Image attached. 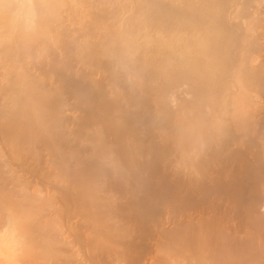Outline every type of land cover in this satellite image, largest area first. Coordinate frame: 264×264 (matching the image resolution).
<instances>
[{
  "label": "rangeland",
  "instance_id": "1",
  "mask_svg": "<svg viewBox=\"0 0 264 264\" xmlns=\"http://www.w3.org/2000/svg\"><path fill=\"white\" fill-rule=\"evenodd\" d=\"M112 1L115 0H111V2ZM125 1L126 0H118L115 3H112L114 4V6H119L120 10V8L124 6L123 4L125 3ZM236 1H239V5L237 7H234L235 11L233 9L231 11H226V9H224L226 5H223V2L225 3L226 0H223L220 4H218L219 8L212 9V11L215 10L214 13L211 12V9L209 8L208 11H210L207 16H211L212 18L209 19L207 17L208 19L204 22L201 21L199 26H195L193 24L195 21H197L193 18H196L197 16L200 17L201 15L193 17L194 14H190L193 17V26H191V22H189L190 26L187 23L189 21L188 18L186 22L187 24L185 23L186 25H184L186 19L182 17L183 22L181 23V25L184 27L180 28L181 32L178 34L181 36L180 40H182L183 37L185 39L182 40L183 42L181 41V43H183V46L179 42L177 43V47H183L180 49L176 47L177 49H170L169 51H167L166 49L169 48H163V46L165 45H162V43L164 42V40H166V38L164 37H166L170 33L169 31L166 32V29H163L162 31V28H160L161 26L155 25V28L152 27L154 28V30L151 28V26H149V31H145L144 29L148 27H145V25H141V27L144 28L142 29L143 31H140L139 27V29L137 30L140 32H137V30L134 31L133 28H135L136 26L138 27V25H135V27H133L134 24H132L133 26H131L133 28H131V26L129 25V36H126L127 43L125 42L123 46L126 47L127 44H129V42L132 40L133 43H130V47L126 48L130 51L128 50V52L125 49L124 50L126 51V53L128 52L127 55H131L132 52H134V54L136 55H132L137 61L132 58V55L127 56L126 53L121 51L122 55L120 54V52L119 56H123L124 60H126L124 61L123 57L120 56L118 57V60L116 59L117 62H110L111 59L109 56H107L106 58L105 51H103L106 49H103V47H106L108 45L110 47V44H113L114 40L124 37L117 35L118 31L116 30V26L120 24V21H122L121 25H126L125 23H123V17H125L124 14L127 13V8H125V13L121 15L122 13L119 14V12H117L118 14H112L116 12V10L113 12V10L111 9H113L114 7L110 9L111 5L104 6V9H107V12L109 11L108 13L105 12V15L108 14V17H105L104 13V17L102 16V14H99V11L101 10H96L95 12H93L95 9H91L92 11L77 9L76 13L74 12L73 14L71 9V12H69V14H71V17H69L65 16V14H68L67 11H65L64 15H61V13L59 12V10H62L60 5L61 2L59 3V6H56L59 9H57L58 11L54 9L55 5L54 7L52 6L53 9L50 6L52 12L54 10L55 12L60 13V15L58 14V17L55 18L57 16V13H55V15L53 12V18H50L52 12L50 11V14L48 12L50 23L51 19L55 20L56 22L62 16L66 18L62 21H67L63 24V26L61 24L63 22L59 23V21L58 28L57 22H53L54 24H56L55 26L53 25V23H51V25L54 26L53 28L57 30L52 29V26L49 25L50 23H46L47 26L49 25L50 27H48L52 30H49L50 33L56 34V36L54 34H52V36H49L52 37V39H55L56 44L54 43V39L52 40L50 38L48 40V36H44L45 40H43L41 36H39L40 38L37 43L41 45H38L39 48L34 47L35 44L37 46V43L34 42L35 44H32V47H34L35 50L31 47V54L29 50H27L28 52L21 54L23 57L20 55L18 61H16L15 63L6 61L7 63H4L5 66L3 64L2 66L0 65V68L2 69H0V112L3 109L2 105L7 103V100L2 98H6V96L8 95L11 96L12 93L19 94L20 96L24 97L22 103L23 109L20 107V110L22 109L21 111H19V109H16L15 111H13V113H10L12 114V118H16L17 120H19V122H23L24 125H28V123L32 122L29 117L37 115L36 117L38 119L44 120V124H46V126L48 127V134H46L47 136L46 138H44L45 135L43 134L44 136H42L41 133L37 130L36 131L38 133H35L38 135H31V133L33 132L32 130H34L29 128L31 124L29 125V127L22 125V127H25V131L20 134L18 133L20 136L17 135L16 139L14 137L15 140H11V138H9L8 135L5 134V132H2V128H4V125L2 124V118L0 115V176H2L4 179H8V181L5 182V185L2 183L1 185L5 186L7 190V196L10 198V202L12 201V205H9L7 209H0V238L3 237L2 239L4 240V242L6 240V244L10 245L13 248V256H15L16 258L14 259V257L12 256V261L14 260L13 264H224L219 263L220 260H226V264H254V262H258L259 264H261L262 262H264V236L263 238H260L262 236L261 232H264V229L262 230V225L259 224L255 226L256 231L253 233L254 239L249 242L246 248L238 249L239 251H237L236 253L226 255V247H224L223 250L217 249L207 252L209 258L206 257L205 253L203 252L204 250L198 247L196 243L197 241H195L196 238L194 237L197 236V231L195 230L196 227L194 226V224L198 222L201 223L203 218L211 216L220 218L226 224V191L224 193L206 192V187L203 185H199L194 188H191V186L189 185L188 189L199 188L202 191L203 198L199 202L191 200L186 201L183 210L184 213L186 212L187 214V219L189 218V215H192L189 219L191 221H186V223L182 225L185 226V228H180L181 191L179 190V188L178 190L175 189V182L177 181L179 174L183 173V171L190 174V172L194 171L195 169L197 172H200L202 167L206 165L205 158L202 156L204 153H216V150H222L223 147L224 151L226 152V141L229 140L231 136L230 133L232 134L238 127L240 128L238 129L242 132L243 129L244 131L246 130L245 134L247 135L244 136L243 139H249V137L252 138V131L254 130L257 131V135L260 133L261 136L256 135L258 142L254 144L252 150L254 152L256 151V153L258 154L260 153L261 157L259 158V162H261V164L264 163V146L261 147V142H264V116H261L264 115V111H262L264 110V0H262L263 2L261 0ZM258 1L259 3L262 2L261 4H259V6L256 4ZM77 2L80 1L76 0V2H73V7H75L74 3L76 4ZM54 4H57L56 1L54 2ZM61 4L63 5V3ZM64 5H67V3H65ZM245 5L250 7L245 8ZM67 6H65V10L68 9L66 8ZM115 9H117V7ZM82 12L87 13L83 14ZM187 12L189 11L187 10L186 13ZM210 12L215 16L217 15V18L214 15H211ZM41 13L36 16V18L38 17L37 20L39 21V16L43 15L42 18L44 16L48 17L46 16L47 14ZM62 13H64L63 10ZM129 14L134 18L135 15L132 11H130ZM73 15L77 16L78 18L82 16L80 17L82 18V20H77L78 18L76 19ZM187 15L185 16L187 17ZM83 16H88L85 21H83ZM204 16L206 18L205 13ZM213 16L215 17L216 22ZM218 16L222 17V20H224L222 21ZM118 19L120 21H118ZM211 19L215 23L212 22ZM42 20V22L45 21L44 18ZM208 20L211 21L208 23ZM93 22L95 28L97 27L98 30L100 29L99 32H97L98 30H95L97 35L96 37L93 33L94 28L93 30H91V27H94V25H92ZM222 23H224V25L226 24L225 27H223L224 25L222 26L223 28L221 27ZM35 24L37 26L36 20ZM84 24H88L91 27L85 26ZM210 24H214L213 28L214 30H216V32L220 30H224V32L226 31V36L222 35L220 31L221 35L225 36L226 39L220 35V38L222 37L224 39H221L222 41L220 42L222 43L218 41L220 39L216 40V42L207 43V45H210L209 50L210 48L212 49V47L217 49L216 51L214 50L215 56L211 54L208 56L209 50H206V48L203 47L205 43L202 44V49L204 48L202 51L205 50L206 52H208V54H206V52H203L204 54L201 52L204 55V58H206L205 61L203 55L198 51L200 53V56L197 54L198 59L199 57H201V60L199 61H202L203 59L202 63L204 62L203 64H205L203 65L197 60V58H194V56L196 55L195 53L194 55L193 53L190 54L187 50L193 49V51L195 52L196 48L201 47V45H198V42L193 41L194 39L197 40L196 38L201 35V32L198 33V29H205L206 26L207 28H211L212 26H210ZM43 27L44 25H42V28ZM66 27L67 31L69 30L68 32L65 30ZM83 27H85V29H83ZM185 27L187 29L189 27V32L185 31L187 30ZM215 27L218 29H215ZM74 29L77 31H75ZM60 30H63V35ZM152 30L153 33L157 31L156 35H152V33H150V31L152 32ZM49 31L47 35L50 34ZM54 31H56L57 33ZM1 32L3 31H1L0 29V33ZM158 32H161L160 36ZM23 33L24 32H20V34ZM65 33L73 34V36L71 35V37L69 36V34ZM81 33L83 35H81L83 40H81L82 38L79 37L81 42H78L80 40L78 37L76 38V36H80ZM58 34L59 36H57ZM103 34L105 40L110 42V44L106 45V41L104 43V39L101 40ZM157 34L159 36L158 39H163L162 43H158L159 41L157 39V41L154 39L155 36L157 37ZM216 34L218 35L219 33ZM85 35H87L86 37L88 38V40ZM99 35L101 36L99 37ZM88 36L93 40H89ZM62 37H65L66 39ZM84 40H87V42L85 41V43ZM185 41L187 42L184 43ZM46 43H49L48 48L47 45H45ZM77 43L78 45H76ZM156 43L158 44V46ZM189 43L192 45L190 46ZM196 43L198 45L197 47L195 46ZM50 44L51 46H49ZM132 44H136L135 50L137 53L134 51V49L131 50V48H134L135 46H133ZM154 44H156V46H154ZM186 44L187 46H190L187 49ZM96 46L98 47L96 48ZM172 46L174 47V45ZM89 47H92V50L89 49ZM154 47H156L160 51L158 52V50ZM206 47L208 48V46ZM162 49L164 50V52ZM36 50L37 53L35 52ZM64 50L66 51V53ZM184 50L186 51V54ZM160 52H163L164 54ZM167 52L168 54H166ZM33 53L34 55H36L35 57H32L34 56ZM98 53H100L101 55H99ZM143 53H145L144 57L148 56L147 58L149 59V61L147 60V58H145L144 60V57H141ZM54 54L56 59L54 58ZM96 54H98L100 57H97L98 55L96 56ZM169 54L170 58H168ZM184 54L185 57H183ZM189 54L191 57L190 60H188L189 58H187L189 56H186ZM116 55L118 56V54ZM117 56L115 57L117 58ZM104 57L106 58V60H103ZM182 58H187L184 60L185 65L183 66H181L184 63V61H182ZM97 59L103 61L100 63H95L99 62L97 61ZM129 59L131 60V63H129L131 64L130 67L128 64V62H130ZM171 59H175L174 62L173 60L171 61ZM146 60L148 62L145 63ZM166 60L171 64L167 63ZM208 61L210 65L206 63ZM106 62H108V64ZM187 62L190 64H194V66H197L199 64L198 66H201V68H199L198 66V68H195L193 66V68L196 69L194 72L189 69L187 71ZM27 64H29L30 67ZM54 64L57 65V68ZM190 64L187 65L189 68H191L192 66ZM206 64L208 65L206 66ZM202 65L204 66V68H207L208 71L205 70L206 73H204V68ZM211 65H213V68L211 67ZM143 66L145 67V69H143ZM148 66L152 67L149 68ZM182 67H185L183 71ZM58 68H61L60 71ZM211 68L213 70H211ZM201 69L203 72L201 71ZM49 72L51 73L49 74ZM208 72L213 74L209 75L210 73ZM161 73H165V75H162ZM176 73H180V76L184 75L185 79L181 78H184V76L180 77ZM14 74H18L19 76L24 75L22 76L24 77V79H20L22 80V82H27V85L23 87L25 91L23 89L20 90L17 84V86H15L16 89L14 87L13 88L20 93H17V91L16 93L13 92V89L11 91L12 86H9V84L14 85V81H16L14 77H17L14 76ZM60 74L64 75V77ZM252 74H254L255 77H253L254 75ZM259 76L260 78L257 79ZM149 77L150 79L152 78L151 80L154 79V81L152 82ZM208 78L210 83H207ZM141 79L143 80L141 81ZM181 79L184 81H182ZM205 79H207V82ZM1 80L3 81L4 85L1 84ZM156 80H159V82L161 81L167 83L160 84ZM34 82H36V85ZM114 82L116 84V87L120 89L115 87ZM147 82L149 83V86ZM156 82L158 83V85ZM199 82L207 89L203 86L200 88L201 85ZM153 83H156V85ZM198 83L200 86L198 85ZM197 85L199 86V91L201 90L200 94L198 93L199 91H197ZM42 86H44V89ZM147 86L149 87V89ZM157 86L158 88L160 87V90L157 88ZM161 87L163 88L161 89ZM31 88H34L33 91L35 92H33ZM107 88L109 89V91ZM153 89H155V91ZM156 89L158 91H156ZM160 91H163L164 93H161ZM28 92H31V94H28ZM32 93H35L36 95L33 96ZM22 94L25 96H23ZM60 94L62 95V97ZM26 97L29 100H27ZM52 97H54V99ZM117 97H119L120 99H118ZM56 99H58V103ZM239 100L241 101L242 107ZM255 100H257V105ZM63 101L65 104H63ZM28 102H31L33 105H31V103L29 104ZM136 102H138L139 104H137ZM244 102L247 103L245 104ZM37 103L40 104L36 106L35 104ZM258 103L260 105H258ZM254 104L258 107L255 108ZM248 106H250L251 110H249ZM3 107L6 108L5 105ZM120 108H122L121 111ZM136 108L137 113L135 112L136 114H133ZM241 108L243 110H241ZM238 109L239 112L237 111ZM52 110L54 113L51 115ZM131 110L134 111L132 112ZM235 110L237 112L234 113ZM27 111L29 113H32L29 114ZM59 111H61V113ZM231 111L234 113V115ZM34 112L38 113L36 114ZM95 112L97 113V115ZM93 113H95V115ZM236 113L238 115H242V117H244L245 115V121L244 118L242 120L244 122L247 121L249 124L243 123L242 121V125V123L240 122L241 116H237ZM248 113H250V115ZM23 114L25 115L22 116ZM161 114L163 116H161ZM27 115L28 119H30L28 121L26 118ZM236 116L238 117V119ZM162 118L164 121L162 120ZM260 118L262 119L260 120ZM19 122L18 125L20 124ZM61 125L63 127H60ZM59 127L60 129L62 128V130H60ZM106 127H108L109 129ZM231 130H233V132ZM17 131L20 132L23 130H21L19 126V130L17 129ZM90 133L91 137L89 135ZM27 136L28 139L30 138L29 142L26 139ZM92 136H94V138ZM31 139H33V141H31ZM59 139L61 140V142ZM47 140L48 143L46 142ZM73 140H76L77 142H74ZM13 141L16 143H13ZM67 141L69 144L67 143ZM59 142V148L61 149L58 148ZM17 143L18 145H21L17 146ZM39 143H42L43 145H40ZM30 144L32 147L30 146ZM71 144L73 146L75 145L74 148L70 146ZM47 147H49L48 149L50 151L46 149ZM53 147L54 151L51 152ZM77 148L80 150H77ZM19 149L22 151L19 152ZM68 149L69 151H67ZM229 149H232V146L229 147ZM62 152H64V155ZM106 153L108 156L105 155ZM126 154L128 157L125 156ZM132 154L134 156H132ZM141 163L143 164L142 166ZM151 164L154 167L156 165L157 168L155 167V169L153 167V170ZM261 164H258V169H260V171L263 170V164ZM148 165L149 167H147ZM137 166L138 168H136ZM114 167L116 169H114ZM196 171L195 174L197 173ZM262 177L263 174L260 178ZM260 178L257 181L258 185L256 183L257 186L254 187L251 192H246L243 195L242 200L238 203L241 206L236 208V210L231 211V213L235 214L236 217L243 214L242 219H244L246 217L244 207L248 205H255L258 213H264V179L262 178L263 180H260ZM10 190L12 194L10 193ZM203 208V212L200 213ZM230 209L231 208H228V210ZM254 215H257V213L254 212ZM169 216L171 217V221H169ZM178 221L180 222L179 225H177ZM5 232L8 234H5ZM224 234L226 235V228L224 230ZM13 245L15 246V248ZM246 261H248V263H244Z\"/></svg>",
  "mask_w": 264,
  "mask_h": 264
},
{
  "label": "bare ground",
  "instance_id": "2",
  "mask_svg": "<svg viewBox=\"0 0 264 264\" xmlns=\"http://www.w3.org/2000/svg\"><path fill=\"white\" fill-rule=\"evenodd\" d=\"M56 1V3L57 4H54V2ZM61 1H63V0H0V29H1V31H3V32H1L0 33V47L3 49H1L0 50V65L2 66V64L5 66V64L4 63H7L6 61H9V62H16V61H18V58L20 57V55L21 54H23V53H27L28 51L27 50H29V52L32 50H30V48L32 47V44H35V43H37V41L39 40V36H41V38L43 39V40H45V38H44V36L46 37V36H52V34H54V33H50V31L49 30H51V28H49L50 26H52L51 25V23H58L59 21V23H61V22H63V23H61L62 24V26H63V24L64 23H66L67 21H62L63 19H66V18H64L63 16V18L61 17L59 20H57L56 22H55V20H53V19H51V23H50V18H53V16H52V14H53V12H54V14L55 13H57V16L55 17V15H54V17L55 18H57L58 17V14L60 15V13H61V15H64L65 14V11H67V13L69 14V12H71V9H72V13L74 14V12L76 13V11H77V9L78 10H85V11H89V10H93V9H95L93 12H95L96 10H101V11H99V14H102V16H103V13H104V15H105V12L106 13H108L106 10L107 9H104V6H109V5H111L112 6V4L113 3H115L116 1H118V0H115V1H112L111 2V0H79L80 2H77L76 4L74 3V5H75V7H73V2H76V0H69V2H68V0H67V2H66V0L65 1H63V2H61ZM72 1V2H71ZM78 1V0H77ZM122 1V0H121ZM223 0H126L125 1V3L121 6L122 8H120V10H119V6H114V4H113V6L111 7L110 6V9L111 8H113V9H111V10H113V12L116 10V12H114V13H112V14H118L117 12H119V14L120 13H122L121 15H123V13H125V11H126V9L125 8H127V13H125L124 14V16L125 17H123V20H124V22L123 23H125L126 25H121L122 23V21H120L119 19H118V21H120L119 23L120 24H118L116 27H117V35H119V36H124V37H121V38H118L117 40H114V43L113 44H110V42H108L107 40H105V38H104V34H103V37H102V39L101 40H103L104 41V43H105V41H106V45H108V44H110V47H109V45L108 46H104L103 47V49H106V50H103V51H105V55H106V58H107V56H109L110 57V59H111V61L110 62H113V61H115V62H117V60H118V57H120L121 55H122V52H124V53H126V51H128L129 49H126V48H129L130 47V43H133L132 42V40L129 42V44H127V46L126 47H124L123 45H124V43L127 41V38H126V36H129V31H130V27H129V25L131 26L132 24H134V26L133 27H135V25H138V27L136 28H133L132 26H131V28H133L134 29V31H136L137 29H139V27H140V31L142 30V29H144V28H142L141 27V25L143 26V25H145V27H148V28H145L144 30L146 31V30H148L149 31V26H151V28L152 27H154L155 28V25H157V26H161L160 28H162V31H163V29H166L167 31L166 32H168L169 31V35H167L166 37H164V38H166V40H164V42L162 43V40H160V39H158V37L160 36V33L161 32H158L159 33V36H158V34H157V37L155 36V40L157 39L159 42L158 43H162V45H165V46H163V48H165L166 49V47L167 48H169V49H166L167 51H169L170 49H180V48H183V47H177V43L179 42L182 46H183V43H181V41L182 40H184L185 38L183 37L182 38V40H180V35L178 34V33H180L181 31H180V28H182V27H184V26H182L181 25V23L183 22L182 21V17H184L186 20H185V22H184V25H186L187 23L189 24V22H191L190 24H191V26H193V24L195 25V26H199L200 25V23H201V21L202 22H204V21H206L208 18L210 19V18H212L211 16H207L208 15V13H209V11H208V9L210 8L211 9V12H213L214 13V11H212V9H215V8H219L218 7V4H220L221 2H222ZM249 1V0H248ZM257 1V0H256ZM255 1V2H256ZM262 1V0H261ZM63 3V5L65 4V3H67V5H70V6H67V5H62L61 3ZM65 2V3H64ZM109 2V3H108ZM112 4H111V3ZM239 1H236V0H226V2L224 3L223 2V5H226V7L224 8V9H226V11H231L232 9L234 10V7H237L238 5H239V3H238ZM251 2V1H250ZM263 2V1H262ZM261 2V3H262ZM59 3H60V5H61V8H62V10H63V12L64 13H62V10H59L56 6L58 5L59 6ZM70 3V4H69ZM72 3V4H71ZM107 3H108V5H107ZM247 3V2H246ZM261 3H259V1L256 3L258 6H259V4H261ZM78 4V5H77ZM117 4V3H116ZM255 4V5H256ZM54 5H55V8L54 9H56V11H58L59 10V12L60 13H58V12H55L54 10H53V12H52V10H51V8L53 9V7H54ZM50 6H51V8H50ZM53 6V7H52ZM65 6H67L66 8H68V9H66L65 10ZM213 6V7H212ZM217 6V7H216ZM64 7V8H63ZM117 7V9H115ZM224 7V6H223ZM249 8L250 6H246L245 5V8ZM49 8H50V10H49ZM60 8V9H61ZM222 8V7H221ZM58 9V10H57ZM104 9V10H103ZM125 9V10H124ZM129 9V10H128ZM252 9V8H251ZM260 9V8H259ZM70 10V11H69ZM91 10V11H92ZM102 10H103V12H102ZM110 10V11H111ZM123 10V11H122ZM189 11V12H187L188 13V15H187V13H186V11ZM195 10V11H194ZM207 10V11H206ZM218 10V9H217ZM242 10V9H241ZM245 10V9H244ZM248 10V9H247ZM250 10V9H249ZM255 10V9H254ZM258 10V9H257ZM257 10H256V12H257ZM50 11L52 12L51 13V16H50V18H49V15H48V12H49V14H50ZM121 11V12H120ZM130 11H132L133 13H134V18L132 17V16H130ZM198 11H200L201 13H203V14H201L200 12H198ZM206 11V12H205ZM235 11V10H234ZM246 11V10H245ZM42 12V13H41ZM195 12V13H194ZM211 12H210V14H211ZM243 12V11H242ZM39 13H41V14H47L46 16H48V17H43L44 18V22H42L43 20V18H42V16H39V18H40V21L39 20H37V18H36V16H38V14ZM83 14H85V13H87V12H82ZM184 13V14H183ZM186 13V14H185ZM194 14L193 15V17H196L197 15H203L201 18L199 17V16H197L196 18H193L192 17V15H190V14ZM198 13H200V14H198ZM204 13H205V15H206V18H205V16H204ZM207 13V14H206ZM236 13V12H235ZM66 15L65 14V16H69V17H71L70 15L71 14H69V15ZM94 14V13H93ZM98 14V13H97ZM209 14V15H210ZM216 14V13H215ZM254 14V13H253ZM77 15V14H76ZM78 15H79V13H78ZM80 15H81V13H80ZM108 14H106L105 15V17H108L107 16ZM185 15H187V17L185 16ZM211 15H214V14H211ZM218 15H219V13H218ZM76 19L78 18L77 16H75V15H73ZM99 16H101V15H99ZM114 16V15H113ZM190 16V17H189ZM215 16V15H214ZM213 16V17H214ZM60 17V16H59ZM74 17H73V19H74ZM80 17H82V16H80ZM78 18L77 20H82V18ZM84 18H83V21H85L86 19H87V17L88 16H83ZM94 17V16H93ZM96 17H97V15H96ZM95 17V18H96ZM104 17V16H103ZM122 17V16H121ZM121 17H119V18H121ZM199 17V18H198ZM208 17V18H207ZM216 18H217V15L215 16ZM215 17H214V20H215ZM219 17V16H218ZM229 17V16H228ZM187 18L189 19V21L187 22ZM195 19V20H197V21H195L193 24H192V20L193 19ZM219 18H221V20H222V17H219ZM94 19V18H93ZM106 19V18H105ZM232 19V18H231ZM34 20V21H33ZM35 20H36V22H37V26H36V24H35ZM42 20V21H41ZM53 20V21H52ZM212 20V19H211ZM210 20V21H211ZM224 20V19H223ZM222 20V21H223ZM39 21V22H38ZM209 20H208V23L210 22ZM218 21H219V19H218ZM218 21H217V23H218ZM251 21H252V19H251ZM92 22V21H91ZM91 22H89V23H91ZM187 22V23H186ZM212 22H214L213 20H212ZM215 22H216V20H215ZM214 22V23H215ZM49 24L48 26H47V24ZM53 23V25L55 26L56 24H54ZM59 23L57 24V28H58V26H59ZM78 23H79V21H78ZM81 23V22H80ZM88 23V24H89ZM130 23V24H129ZM136 23V24H135ZM186 23V24H185ZM196 23V24H195ZM225 23V22H224ZM224 23H222L221 24V27L224 25ZM232 23V22H231ZM253 23V22H252ZM39 24V25H38ZM60 24V25H61ZM82 24H83V22H82ZM81 24V25H82ZM86 24V23H85ZM84 24V25H85ZM85 25V26H89V25ZM114 24V23H113ZM190 24H189V26H190ZM229 24V23H228ZM240 24V23H239ZM42 25H44V27L42 28ZM80 25V26H81ZM91 25V24H90ZM92 25H94V22H93V24ZM226 25V24H225ZM225 25L223 26V27H225ZM41 26V27H40ZM47 26V27H46ZM54 26H52V29H54L53 27ZM79 26V27H80ZM83 26V25H82ZM126 28H125V27ZM210 26H212L211 28L214 30V28H213V26H214V24L213 25H211L210 24ZM218 26H219V24H218ZM89 27H91V26H89ZM89 27H87V28H89ZM222 27V28H223ZM256 27V26H255ZM45 28V29H44ZM47 28V29H46ZM92 29L91 30H93V28H94V36L96 37L97 35H96V31L98 30L97 29V27L95 28V25H94V27H91ZM99 28V27H98ZM154 28H152L153 30H154ZM186 28V27H185ZM197 28V27H196ZM210 27L209 28H207V26L205 27V29H198V33L199 32H201L200 34L201 35H199L196 39L197 40H195L194 39V41L193 42H198V45H201V47H199V48H196L198 45H197V43H196V47H194V48H196V50H195V52L193 51V49H191V50H187V51H189L188 53H190V54H192L193 53V55H194V53L196 54L195 56H194V58H197V60L199 61V60H201L200 58L201 57H199V59H198V55L200 56V53L202 52H206L205 50L204 51H202L204 48H206V50H209V47H210V45H207V43H211V42H216V40H218V39H220V40H218L219 42L220 41H222V40H224L223 38H225V36H226V34H225V32H224V30H220L221 31V33H222V35H225V36H222L221 35V33H220V31H218V32H216V30H212ZM220 28V27H219ZM226 28H227V26H226ZM61 29V28H60ZM68 29H70V28H68ZM82 29V28H81ZM83 29H85V27H83ZM157 29H159V28H157ZM157 29H155V30H157ZM187 29V28H186ZM188 29H189V27H188ZM185 30V31H188L189 32V30ZM215 29H218V28H216L215 27ZM235 29V28H234ZM253 29V28H252ZM255 29H257V28H255ZM260 29V28H259ZM54 30H57V29H54ZM66 31H67V27H66V29H65ZM75 30V29H74ZM86 30H89V29H86ZM96 30V31H95ZM100 30V29H99ZM99 30L97 31V32H99ZM103 30V29H102ZM102 30H101V32H102ZM153 30H152V32L150 31V33H152V35H156V33H157V31L155 32V33H153ZM202 30V31H201ZM230 30V29H229ZM232 30V29H231ZM48 31H49V35H47L48 34ZM52 31V30H51ZM61 31V30H60ZM65 31V32H66ZM69 31V30H68ZM67 31V32H68ZM75 31H77V30H75ZM133 31V30H132ZM140 31H138L137 30V32H140ZM143 31V30H142ZM144 31V32H145ZM184 31V32H185ZM235 31V30H234ZM257 31V30H256ZM20 32L22 33V32H24L23 34H20ZM54 32H56V31H54ZM62 32V35H63V30L61 31ZM73 32V31H72ZM190 32H191V28H190ZM197 32V31H196ZM214 32H216V33H219L218 35L216 34V33H214ZM57 33V32H56ZM70 33H71V31H70ZM74 33V32H73ZM164 33V32H163ZM183 33V32H182ZM186 33V32H185ZM224 33V34H223ZM65 34H69V33H65ZM75 34V33H74ZM98 34V33H97ZM100 34V33H99ZM102 34V33H101ZM143 34H145V33H143ZM167 34V33H166ZM189 34V33H188ZM187 34V35H188ZM191 34V33H190ZM234 34V33H233ZM55 36H56V34H54ZM73 36V34H69V36ZM82 33L80 34V36H76V38L78 37H81L82 38ZM89 35V34H88ZM148 35V34H147ZM147 35H145V36H147ZM163 35V34H162ZM179 35V36H178ZM185 35V34H184ZM220 35L223 37H221L220 38ZM43 36V37H42ZM57 36H59V34L57 35ZM71 36V37H72ZM87 35H85V37H86ZM101 35H99V37H100ZM182 36H183V34H182ZM190 36V35H189ZM192 36V35H191ZM195 36V35H194ZM232 36H234V35H232ZM237 36V35H236ZM255 36V35H254ZM54 37V36H53ZM89 37V36H88ZM93 37V36H92ZM186 37V36H185ZM217 37V38H216ZM219 37V38H218ZM227 37H229V36H227ZM52 39V37H49L48 38V40L49 39ZM56 38V37H55ZM62 38H65V37H62ZM75 38V39H76ZM87 38V37H86ZM161 38V37H160ZM192 38V37H191ZM54 39V38H53ZM52 39V40H53ZM60 39H61V36H60ZM66 39V38H65ZM71 39V38H70ZM90 39H92L91 37H89V40ZM95 39H97V38H95ZM121 39V40H120ZM125 39V40H124ZM188 39V38H187ZM186 39V40H187ZM222 39V40H221ZM226 39V38H225ZM241 39V38H240ZM48 40H46V41H48ZM58 40V39H57ZM63 40V39H62ZM77 40V39H76ZM79 40H80V38H79ZM81 40H83V38L81 39ZM81 40L80 41H78V42H81ZM87 40H88V38H87ZM87 40H84V42L86 41L87 42ZM93 40V39H92ZM156 40V41H157ZM180 40V41H179ZM189 40H192V39H189ZM51 41V40H50ZM64 41V40H63ZM100 41V40H99ZM121 41V42H120ZM124 41V42H123ZM154 41V40H153ZM152 41V42H153ZM188 41V40H187ZM187 41H185L184 43H186ZM217 41V42H218ZM35 42V43H34ZM40 42V41H39ZM45 42V41H44ZM68 42V41H67ZM83 42V41H82ZM85 42V43H86ZM108 42V43H107ZM155 42V41H154ZM183 42V41H182ZM218 42V43H219ZM227 42V41H226ZM230 42V41H229ZM239 42V41H238ZM54 43H55V39H54ZM75 43V42H74ZM100 43V42H99ZM127 43V42H126ZM206 45H205V44ZM220 43H222V42H220ZM49 44V43H48ZM48 44L46 43L45 45H47V48H48ZM52 44V43H51ZM51 44L49 45V46H51ZM56 44V43H55ZM61 44V43H60ZM101 44H103V43H101ZM157 44V43H156ZM156 44H154V46H156ZM179 44V45H180ZM190 44V43H189ZM202 44H204V48L202 49ZM38 45H41V44H38L37 43V46H36V44L34 45V47H38L39 48V46ZM54 45V44H53ZM71 45V44H70ZM76 45H78V43L76 44ZM133 45V44H132ZM135 45V46H134ZM133 46H134V48H131V50H133L134 49V51L136 52V50H135V48H136V44H134ZM172 45H174V47L172 46ZM192 44H190V46H191ZM101 46V45H100ZM103 46V45H102ZM157 46H158V44H157ZM186 46H187V44H186ZM185 46V47H186ZM190 46H187L186 47V49L188 48V47H190ZM206 46H208V48L206 47ZM34 47H32L33 49H34ZM57 47V46H56ZM62 47V46H61ZM98 46H96V48H97ZM108 47V48H107ZM151 47V46H150ZM149 47V48H150ZM171 47H173V48H171ZM177 47V48H176ZM185 47H184V49H185ZM66 48V47H65ZM92 48V47H91ZM90 47H89V49H91ZM95 48V47H94ZM102 48V47H101ZM153 48V47H152ZM154 48H156V47H154ZM159 48V47H158ZM191 48H193V47H191ZM50 49V48H49ZM100 49V48H99ZM126 51H125V50ZM157 49V48H156ZM190 49V48H189ZM199 49V50H198ZM212 49H213V53H214V50L216 51L217 49H215L214 47H212ZM212 49L210 48V50H209V54H208V52H206V54H208V56L211 54V55H213V56H215V53L213 54L212 53ZM224 49V48H223ZM222 49V50H223ZM35 50V49H34ZM38 50V49H37ZM37 50L35 51L36 53H37ZM48 50V49H47ZM60 50H61V48H60ZM66 50V49H65ZM64 50V51H65ZM92 50V49H91ZM158 50V52L160 51L159 49H157ZM163 50V49H162ZM57 51V50H56ZM101 51V50H100ZM102 51V52H103ZM122 51V52H121ZM130 51V50H129ZM128 51V52H129ZM153 51H155V50H153ZM182 51V50H181ZM181 51H179V52H181ZM185 51V50H184ZM191 51V52H190ZM200 53H199V52ZM210 51H211V53H210ZM50 52V51H49ZM48 52V53H49ZM93 52V51H92ZM121 52V53H120ZM127 52V53H128ZM163 52H164V50H163ZM163 52H160V53H163ZM197 52V53H196ZM221 52V51H220ZM53 53H54V50H53ZM65 53H66V51H65ZM115 53V54H114ZM119 53L121 54L120 56H119ZM123 53V54H124ZM127 53H126V55H127ZM131 53V52H130ZM137 53V52H136ZM153 53H155V52H153ZM183 53V52H182ZM201 53V54H202ZM30 54H31V52H30ZM39 54V53H38ZM99 55H101L100 53H98ZM98 54H96V56L98 55ZM116 54H118V56L116 55ZM132 54H134V52H132ZM131 54V55H132ZM145 53H143V55H141V57L143 56H145L144 55ZM164 54V53H163ZM166 54H168V52L166 53ZM171 54V53H170ZM170 54H169V57L168 58H170ZM174 54V53H173ZM180 54V53H179ZM185 54H186V51H185ZM185 54L183 55V57H185ZM190 54L189 55H186V56H189V57H187V58H189L188 60H190ZM198 54V55H197ZM204 54V53H203ZM202 54V55H203ZM205 54V55H206ZM220 54V53H219ZM224 54H225V52H224ZM33 55H34V53H33ZM58 55V54H57ZM97 56V57H100V56ZM104 55V56H105ZM131 55H127V56H131ZM134 55H136V54H134ZM201 55V56H202ZM22 56V55H21ZM24 56H26V55H24ZM36 55H34V56H32V57H35ZM95 56V55H94ZM115 56H117V58L115 57ZM126 56V57H127ZM137 56H138V54H137ZM147 56V55H146ZM152 56V55H151ZM156 56V55H155ZM168 56V55H167ZM208 56H205V57H208ZM226 56V55H225ZM23 57V56H22ZM39 57V56H38ZM52 57H53V55H52ZM121 57H123V56H121ZM140 57V56H139ZM142 57V58H143ZM148 57V56H147ZM147 57H144L143 59L145 60V58H147ZM28 58V57H27ZM26 58V59H27ZM30 58V57H29ZM51 58V57H50ZM54 58L56 59V57H55V54H54ZM106 58L104 57V59L103 60H106ZM128 58H131V57H128ZM132 58L134 59V57H133V55H132ZM153 58V57H152ZM172 58V57H171ZM176 58V57H175ZM187 58H182V61H184L185 59H187ZM193 58V59H194ZM203 58H204V55H203ZM34 59V58H33ZM82 59V58H81ZM117 59V60H116ZM120 59V58H119ZM132 59V60H133ZM140 59V58H139ZM205 59V61H206V58H204ZM15 60V61H14ZM63 60V59H62ZM94 60H96V59H94ZM103 60H99V59H97V61H99V62H95V63H100V62H102ZM109 60V59H108ZM123 60H124V57H123ZM126 60V59H125ZM124 60V61H125ZM130 60V59H129ZM135 60V59H134ZM147 60L149 61V59L147 58ZM145 61V63L146 62H148V61ZM168 60V59H167ZM166 60V61H167ZM173 59H171V61H172ZM175 60V59H174ZM174 60H173V62H174ZM195 60V59H194ZM207 60H209V59H207ZM21 61V60H20ZM24 61V60H23ZM31 61V60H30ZM55 61V60H54ZM58 61V60H57ZM61 61V60H60ZM120 61V60H119ZM122 61V60H121ZM135 61H137V60H135ZM151 61V60H150ZM169 61V60H168ZM167 61V63H170V62H168ZM202 61H203V59H202ZM202 61H199V62H201V64H203L202 63ZM33 62V61H32ZM51 62V61H50ZM59 62V61H58ZM58 62H57V64H58ZM128 62V61H127ZM126 62V63H127ZM164 62H165V60H164ZM178 62H180V61H178ZM189 62V61H188ZM187 62V64H186V69H187V71H188V69L189 70H191V71H195L196 69V67L199 65H197V66H194V64H190V63H188ZM18 63V62H17ZM27 63H28V61H27ZM107 64H108V62H106ZM105 63V64H106ZM126 63H125V65H126ZM129 63H131V60H130V62H128V64ZM134 63H136V62H134ZM139 63V62H138ZM144 63V64H145ZM206 63H208L209 65H210V63H209V61L208 62H206ZM10 64V63H9ZM22 64V63H21ZM26 64V63H25ZM37 64V63H36ZM62 64V63H61ZM110 64V63H109ZM143 64V63H142ZM151 64H153V63H151ZM171 64V63H170ZM188 64H190V65H192L191 66V68H189L187 65ZM208 64H206V66L208 65ZM28 66H29V64H27ZM31 65V64H30ZM51 65H52V63H51ZM55 65V64H54ZM100 65V64H99ZM130 65L131 64H129V67H130ZM141 65V64H140ZM167 65H169V64H167ZM183 65H185V61H184V63L181 65V66H183ZM203 65H205V64H203ZM202 65V66H203ZM4 66H3V68H4ZM9 66V65H8ZM38 66V65H37ZM56 66V68H57V65H55ZM142 66V65H141ZM153 66V65H152ZM151 66V67H152ZM171 66V65H170ZM193 66L195 67V68H193ZM217 66V65H216ZM253 66V65H252ZM30 67V66H29ZM36 67V66H35ZM48 67V66H47ZM49 67H50V65H49ZM54 67V66H53ZM65 67V66H64ZM108 67V66H107ZM127 67V66H126ZM134 67H136V66H134ZM144 67V66H143ZM149 68H151L150 66H148ZM147 67V68H148ZM188 67V68H187ZM199 67V66H198ZM197 67V68H198ZM211 67L213 68V65H211ZM249 67H251V66H249ZM13 68V67H12ZM12 68H10V69H12ZM14 68H15V66H14ZM20 68V67H19ZM33 68V67H32ZM37 68V67H36ZM55 68V67H54ZM99 68V67H98ZM199 68H201V66L199 67ZM203 68H204V66H203ZM202 68V69H203ZM206 68V67H205ZM204 68V73H206L205 72V70H207V68L205 69ZM210 68V67H209ZM211 68V70H213ZM215 68V67H214ZM257 68V67H256ZM1 69V68H0ZM9 69V70H10ZM16 69H17V66H16ZM30 69V68H29ZM38 69V68H37ZM51 69V68H50ZM59 69V68H58ZM61 69V68H60ZM60 69H59V71H60ZM96 69V68H95ZM128 69V68H127ZM129 69H131V68H129ZM143 69H145V67L143 68ZM179 69V68H178ZM177 69V70H178ZM183 69H185V67H182V71H183ZM202 69H201V71H202ZM254 69V68H253ZM2 70V69H1ZM57 70V69H56ZM65 70V69H64ZM99 70V69H98ZM107 70V69H106ZM136 70H138V69H136ZM135 70V71H136ZM147 70V69H146ZM249 70V69H248ZM256 70V69H255ZM15 71V70H14ZM17 71V70H16ZM34 71V70H33ZM47 71H48V68H47ZM51 71V70H50ZM54 71V70H53ZM59 71H58V73H59ZM112 71V70H111ZM131 71V70H130ZM134 71V72H135ZM180 71V70H179ZM178 71V72H179ZM208 71V70H207ZM231 71V70H230ZM250 71H251V69H250ZM1 72V71H0ZM62 72V71H61ZM123 72V71H122ZM122 72H120V73H122ZM138 72V71H137ZM174 72V71H173ZM203 72V71H202ZM217 72H218V70H217ZM249 72V71H248ZM14 73V72H13ZM17 73V72H16ZM51 72H49V74H50ZM57 73V74H58ZM67 73V72H66ZM113 73V72H112ZM126 73V72H125ZM149 73H150V71H149ZM153 73H154V71H153ZM208 73H210V72H208ZM250 73V72H249ZM253 73H254V71H253ZM11 74H12V72H11ZM23 74H25V73H23ZM53 74V73H52ZM109 74V73H108ZM138 74V73H137ZM146 74V73H145ZM158 74V73H157ZM162 75H165V73H161ZM176 74H178V73H176ZM180 74V73H179ZM178 74V75H179ZM182 74V73H181ZM213 74V73H212ZM211 73L209 74V75H212ZM227 74V73H226ZM36 75V74H35ZM55 75H56V73H55ZM61 75V74H60ZM102 75V74H101ZM113 75V74H112ZM152 75H154V74H152ZM155 75H156V71H155ZM159 75V74H158ZM161 75V76H162ZM177 75V76H178ZM209 75H207V76H209ZM248 75V74H247ZM252 75H254V74H252ZM258 75V74H257ZM14 76H17V77H19V78H17V77H14V79H16V81H17V83H16V81H14V79H13V81H14V85L12 84V85H10L9 83V86H12V88H11V91H12V89H13V92H15L16 93V91L17 90H14V88L16 89V87L15 86H19L18 88H20V90L21 89H23V87H25V85H27L25 82H22V80L21 79H24V77H22V76H24V75H22V76H19L18 74L17 75H15L14 74ZM30 76H31V74H30ZM39 76V75H38ZM59 76V75H58ZM61 76H63L64 77V75H61ZM60 76V77H61ZM97 76V75H96ZM95 76V77H96ZM108 76V75H107ZM122 76H123V74H122ZM133 76H134V74H133ZM136 76V75H135ZM143 76H145V75H143ZM148 76V75H147ZM180 76V75H179ZM181 76H184V75H181ZM180 76V77H181ZM70 77V76H69ZM104 77V76H103ZM102 77V78H103ZM141 77V76H140ZM165 77H167V76H165ZM213 77H214V75H213ZM253 77H255V75L253 76ZM257 77V76H256ZM21 78V79H20ZM41 78V77H40ZM66 78V77H65ZM82 78V77H81ZM111 78V77H110ZM137 78V77H136ZM139 78V77H138ZM145 78V77H144ZM143 78V79H144ZM182 79H185V76H184V78L183 77H181ZM260 78V76L257 78V79H259ZM42 79V78H41ZM53 79V78H52ZM124 79V78H123ZM134 79V78H133ZM143 79H141V81L143 80ZM146 79V78H145ZM149 79H150V77H149ZM152 79V78H151ZM150 79V80H151ZM181 79V80H182ZM3 80V79H2ZM1 80V81H2ZM32 80V79H31ZM30 80V81H31ZM63 80V79H62ZM80 80V79H79ZM103 80V79H102ZM136 80V79H135ZM206 80V82H207V79H205ZM204 80V81H205ZM233 80V79H232ZM256 80V79H255ZM3 81H5V80H3ZM3 81H2V83L1 84H3ZM44 81V80H43ZM64 81V80H63ZM70 81V80H69ZM152 82L154 81V79L153 80H151ZM156 81H158L159 82V80H156ZM172 81V80H171ZM182 81H184V80H182ZM181 81V82H182ZM198 81V80H197ZM200 81V80H199ZM211 81H213V80H211ZM6 82V81H5ZM4 82V83H5ZM42 82V81H41ZM51 82V81H50ZM56 82H57V79H56ZM67 82V81H66ZM77 82V81H76ZM75 82V83H76ZM106 82V81H105ZM121 82V81H120ZM126 82H128V81H126ZM134 82V81H133ZM173 82V81H172ZM187 82V81H186ZM230 82V81H229ZM35 83V85H36V82H34ZM53 83V82H52ZM101 83V82H100ZM145 83V82H144ZM148 83V82H147ZM157 83V82H156ZM156 83H153V84H155L156 85ZM160 84H162V83H167V82H159ZM194 83V82H193ZM200 83V82H199ZM199 83H198V85H199ZM207 83H210V81H209V78H208V82ZM7 84V83H6ZM17 84V85H16ZM46 84V83H45ZM50 84V83H49ZM48 84V85H49ZM55 84V83H54ZM114 84H115V82H114ZM133 84V83H132ZM139 84V83H138ZM152 84V83H151ZM197 84V83H196ZM4 85V84H3ZM42 85V84H41ZM97 85V84H96ZM95 85V86H96ZM105 85V84H104ZM110 85V84H109ZM118 85V84H117ZM120 85V84H119ZM124 85H125V83H124ZM147 85V84H146ZM155 85H154V87H155ZM157 85H158V83H157ZM174 85V84H173ZM189 85V84H188ZM197 85V86H198ZM200 85H201V83H200ZM199 85V86H200ZM2 86V85H1ZM85 86V85H84ZM100 86V85H99ZM112 86V85H111ZM122 86V85H121ZM136 86V85H135ZM148 86H149V83H148ZM147 86V87H148ZM152 86V85H151ZM162 86V85H161ZM167 86V85H166ZM175 86V85H174ZM199 86H198V90L197 91H199ZM203 85H201L200 86V88L202 87ZM3 87V86H2ZM1 87V88H2ZM14 87V88H13ZM33 87V86H32ZM40 87V86H39ZM43 87V89H44V86H42ZM46 87V86H45ZM51 87V86H50ZM55 87V86H54ZM90 87V86H89ZM115 87H116V84H115ZM127 87V86H126ZM153 87V88H154ZM192 87V86H191ZM203 87H205V86H203ZM208 87H209V84H208ZM10 88V87H9ZM35 88V87H34ZM34 88H31V90L33 91L34 90ZM81 88V87H80ZM116 88H118V87H116ZM152 88V87H151ZM157 88H158V86H157ZM163 87H161V89H162ZM166 88V87H165ZM206 88V87H205ZM46 89V88H45ZM52 89H53V87H52ZM56 89H58V88H56ZM103 89V88H102ZM108 89V88H107ZM118 89H120V88H118ZM124 89V88H123ZM130 89V88H129ZM138 89V88H137ZM146 89V88H145ZM148 89H149V87H148ZM159 90H160V87L158 88ZM207 89V88H206ZM209 89V88H208ZM19 90V89H18ZM24 90V89H23ZM26 90H28V89H26ZM42 90V89H41ZM55 90V89H54ZM65 90V89H64ZM83 90V89H82ZM93 90V89H92ZM100 90V89H99ZM115 90V89H114ZM125 90H126V88H125ZM143 90H144V88H143ZM143 90H141V91H143ZM152 90V89H151ZM154 91H155V89H153ZM190 90V89H189ZM10 91V92H11ZM25 91V90H24ZM23 91V92H24ZM88 91V90H87ZM107 91V90H106ZM108 91H109V89H108ZM127 91H128V89H127ZM138 91V90H137ZM141 91H139V92H141ZM147 91H149V90H147ZM156 91H158L157 89H156ZM163 91H165V90H163ZM162 91V92H163ZM201 91V90H200ZM198 92L199 94L201 93V92ZM206 91H208V90H206ZM205 91V92H206ZM238 91H240V90H238ZM19 91H17V93H18ZM33 92H35V91H33ZM56 92V91H55ZM58 92V91H57ZM65 92V91H64ZM63 92V93H64ZM135 92V91H134ZM152 92V91H151ZM161 92V91H160ZM161 92V93H162ZM203 92V91H202ZM12 93V92H11ZM11 93H9V94H11ZM20 93V92H19ZM26 93H27V91H26ZM26 93H25V95H26ZM31 94V92H28V94ZM39 93H40V91H39ZM51 93V92H50ZM69 93H71V92H69ZM145 93H147V92H145ZM153 93V92H152ZM156 93H158V92H156ZM160 93V94H161ZM164 93V92H163ZM204 93V92H203ZM240 93V92H239ZM13 94V93H12ZM11 94V96H9L8 94V96H6V98L4 97V98H2V99H6L7 100V103H5L4 105L6 106V108H4L3 106L4 105H2V110H1V112H0V115H1V120H2V124L4 125H2L4 128H2V132H5V134H7L8 135V137L9 138H11V140L12 139H14V137H15V139H16V137H17V135L18 136H20L19 134L20 133H23L25 130V127L24 126H28L29 127V125L31 124L32 125V127H31V125H30V127L29 128H31V129H34V130H32L33 132L31 133V135L33 134V135H35L36 133L35 132H40L41 133V135L42 136H44V138H46V134H48V127L46 126V124H44V120H42V119H38L36 116L37 115H34L33 117L31 116V117H29L30 119H31V123H28V125H24L23 124V122H19V120H17L16 118H12V114H10V113H13V111H15L16 109H19V111H21L23 108H22V103H23V98L24 97H22V96H20L19 94H13L12 95ZM33 94V93H32ZM47 94V93H46ZM142 94V93H141ZM226 94H228V93H226ZM238 94V93H237ZM236 94V95H237ZM2 95V94H1ZM23 95V94H22ZM25 95H23V96H25ZM36 94L34 93L33 94V96H35ZM61 95V94H60ZM140 95V94H139ZM246 95V94H245ZM32 96V95H31ZM137 96V95H136ZM144 96V95H143ZM147 96V95H146ZM161 96V95H160ZM205 96H206V94H205ZM234 96V95H233ZM242 96V95H241ZM55 97V96H54ZM54 97H52L53 99H54ZM61 97H62V95H61ZM128 97V96H127ZM138 97V96H137ZM153 97V96H152ZM229 97V96H228ZM237 97V96H236ZM239 97V96H238ZM246 97V96H245ZM257 97V96H256ZM27 98V97H26ZM30 98V97H29ZM33 98V97H32ZM118 99H120L119 97H117ZM139 98V97H138ZM233 98H235V97H233ZM115 99V98H114ZM147 99V98H146ZM177 99V98H176ZM244 99V98H243ZM27 100H29L28 98H27ZM32 100V99H31ZM65 100V99H64ZM125 100V99H124ZM236 100V99H235ZM258 100V99H257ZM257 100H255V102L257 101ZM25 101H26V99H25ZM38 101V100H37ZM40 101V100H39ZM56 101H57V103H58V99H56ZM130 101V100H129ZM156 101V100H155ZM188 101V100H187ZM238 101V100H237ZM237 101H236V103H237ZM244 101V100H243ZM3 102H4V100H3ZM32 102V101H31ZM30 102V103H31ZM36 102V101H35ZM35 102H33V103H35ZM235 102V101H234ZM239 102H240V105H241V101L239 100ZM253 102V101H252ZM29 103V102H28ZM29 103V104H30ZM56 103V102H55ZM54 103V104H55ZM60 103V102H59ZM62 103V102H61ZM137 104H139L138 102H136ZM154 103V102H153ZM166 103V102H165ZM245 104L247 103V102H244ZM3 104V103H2ZM38 104H40V103H37V104H35L36 106L38 105ZM63 104H65L64 103V101H63ZM69 104V103H68ZM77 104V103H76ZM168 104V103H167ZM26 105V104H25ZM31 105H33L32 103H31ZM50 105V104H49ZM56 105V104H55ZM75 105V104H74ZM121 105V104H120ZM156 105V104H155ZM165 105V104H164ZM190 105V104H189ZM196 105V104H195ZM198 105V104H197ZM240 105H238V106H240ZM255 105V104H254ZM256 105H257V102H256ZM255 105V108L256 107H258V106H256ZM258 105H260L259 103H258ZM24 106V105H23ZM30 106V105H29ZM28 106V107H29ZM159 106V105H158ZM247 106V105H246ZM20 107L22 108L21 110H20ZM27 107V108H28ZM119 107H122V106H119ZM235 107H237V106H235ZM241 107H242V105H241ZM249 107V110H251V108H250V106H248ZM31 108V107H30ZM36 108V107H35ZM170 108V107H169ZM169 108H168V110H169ZM197 108V107H196ZM240 108V107H239ZM264 108V107H263ZM262 108V109H263ZM37 109V108H36ZM36 109H34V110H36ZM39 109V108H38ZM80 109V108H79ZM81 109H82V107H81ZM87 109V108H86ZM121 109L122 108H120V111H121ZM233 109H235V108H233ZM237 109V108H236ZM259 109H260V106H259ZM88 110V109H87ZM228 110V109H227ZM227 110H226V112H227ZM241 110H243L242 108H241ZM240 110V111H241ZM45 111V110H44ZM56 111V110H55ZM82 111V110H81ZM132 112L134 111V110H131ZM171 111V110H170ZM175 111V110H174ZM238 112H239V109L237 110ZM236 110L234 111V113L235 112H237ZM262 111H264V110H262ZM261 111V112H262ZM28 112V111H27ZM31 112V111H30ZM58 112V111H57ZM60 113H61V111H59ZM124 112V111H123ZM129 112V111H128ZM132 112H130V113H132ZM137 113V108L135 109V111L133 112V114H136ZM157 112V111H156ZM232 112V111H231ZM242 112V111H241ZM255 112V111H254ZM29 113V112H28ZM32 113V112H31ZM31 113H29V114H31ZM34 113H36V112H34ZM33 113V114H34ZM38 113V112H37ZM36 113V114H37ZM54 112H53V110L51 111V115L53 114ZM96 113V112H95ZM95 113H93L94 115H95ZM122 113V112H121ZM146 113V112H145ZM234 113L232 112V114L234 115ZM251 113V112H250ZM250 113H248L249 115H250ZM253 113V112H252ZM231 114V115H232ZM237 114V113H236ZM241 114V113H240ZM254 114H256V113H254ZM257 114H258V112H257ZM261 114V113H260ZM11 115V116H10ZM25 114H23L22 116H24ZM48 115V114H47ZM50 115V114H49ZM58 115H59V113H58ZM65 115V114H64ZM96 115H97V113H96ZM99 115V114H98ZM165 115V114H164ZM39 116V115H38ZM54 116H55V114H54ZM102 116V115H101ZM137 116V115H136ZM161 116H163L162 114H161ZM172 116V115H171ZM184 116V115H183ZM237 116H241V123H242V119L245 117V115H244V117H242V115H238L237 114ZM236 116V117H237ZM252 116H253V114H252ZM261 116H264V115H261ZM26 117V116H25ZM48 117V116H47ZM64 117V116H63ZM83 117V116H82ZM178 117H180V116H178ZM182 117V116H181ZM232 117V116H231ZM10 118H12V119H10ZM27 121L28 120H30V119H28V115H27ZM25 118V119H26ZM127 118V117H126ZM165 118V117H164ZM240 118V117H239ZM250 118H252V117H250ZM258 118V117H257ZM264 118V117H263ZM65 119H67V118H65ZM70 119V118H69ZM132 119V118H131ZM161 119V118H160ZM237 119H238V117H237ZM237 119H236V121H237ZM259 119V118H258ZM262 118H260V120H261ZM64 120V119H63ZM104 120V119H103ZM162 120H163V118H162ZM161 120V121H162ZM235 120V119H234ZM252 120V119H251ZM27 121H26V123H27ZM67 121V120H66ZM69 121V120H68ZM105 121V120H104ZM164 121V120H163ZM239 121V120H238ZM244 121H245V118H244ZM243 121V123H248L247 121L246 122H244ZM248 121H249V119H248ZM18 122L20 123L19 125H18ZM62 122V121H61ZM160 122V121H159ZM229 122V121H228ZM251 122V121H250ZM259 122V121H258ZM22 123V124H21ZM184 123V122H183ZM243 123H242V125H243ZM1 124V123H0ZM93 124H96V123H93ZM98 124V123H97ZM107 124V123H106ZM230 124V123H229ZM249 124V123H248ZM263 124V123H262ZM22 125H24L23 127H22ZM87 125V124H86ZM109 125V124H108ZM175 125V124H174ZM182 125V124H181ZM241 125V124H240ZM19 126H20V129L21 130H23V131H17V129L19 130ZM66 126V125H65ZM69 126V125H68ZM89 126V125H88ZM228 126V125H227ZM230 126V125H229ZM257 126V125H256ZM262 126V125H261ZM22 127V128H21ZM60 127H63L62 125L60 126ZM60 127H59V129H60ZM108 127H111V126H108ZM108 127H106V128H108ZM152 127V126H151ZM174 127V126H173ZM247 127V126H246ZM249 127V126H248ZM65 128V127H64ZM90 128V127H89ZM97 128V127H96ZM104 128V127H103ZM129 128V127H128ZM180 128V127H179ZM239 128V127H238ZM236 129L234 132H233V130H231L233 133L231 134L230 133V138H229V140H227L226 141V152L224 151V147L222 148V150H220V149H218V150H216L217 152L216 153H213V152H210V153H204L202 156L205 158V161H206V165H204L203 167H202V169L200 170V172L198 171H196V169L194 170V171H192V172H190V174L188 173V172H184L183 171V173H181V174H179V176H178V178H177V181L175 182L176 183V188L175 189H177L178 190V188H179V190L181 191V202H180V204H181V206H180V208H181V227L180 228H182V227H184L185 228V226H182L183 224H185L186 223V221H191V220H189L190 218H191V216L192 215H189V218L187 219V214H186V212L184 213V210H183V208H184V206H185V204H186V201H188V200H191V201H201L202 200V196H203V194H202V191L199 189V188H197V189H188V186L190 185L191 186V188H194V187H197V186H199V185H203V186H205L206 188H205V191L206 192H220V193H224L225 191H226V224H225V222L223 221V220H221L220 218H218V217H213V216H211V217H207V218H203V220H202V222L200 223V222H198V223H196V224H194V226L196 227V231H197V236L196 237H194V238H196L195 239V241H197L196 243H197V246L198 247H200L201 249H203L204 251V253H205V255H206V257H208L209 258V256H208V254H207V252H209V251H213V250H217V249H220V250H223L224 249V247H226V255H231V254H234V253H236L237 251H239L238 249H241V248H246L247 247V245L249 244V242L251 241V240H253L254 238H253V233L256 231V228H255V226L257 225V224H259V225H262V230L264 229V213H258V210H257V208H256V206L254 205V206H252V205H248V206H245L244 207V210H245V213H246V217L244 218V219H242V217H243V214H241V215H238L237 217L235 216V214H232L231 213V211L232 210H236V208H238V207H240L241 205L240 204H238L241 200H242V197H243V195L246 193V192H251L252 190H253V188L254 187H256L257 185H258V183H257V181H258V179L261 177V175L263 174V179H264V163H262L263 164V170H261L260 171V169H258V167H259V165L258 164H261V162H259V158L261 157V155H260V153L258 154V153H256V151L254 152L253 150H252V148L254 147V144L256 143V142H258V140H257V136H261L260 135V133L257 135L256 134V132L257 131H252L253 133H252V135H253V137L252 138H250L249 137V139H243V137L244 136H246L247 134H245V131H244V129H243V132L241 131V130H239V129ZM251 128V127H250ZM0 129H1V127H0ZM109 129V128H108ZM134 129V128H133ZM181 129V128H180ZM252 129V128H251ZM37 130V131H36ZM60 130H62V128L60 129ZM142 130V129H141ZM178 130V129H177ZM102 131V130H101ZM128 131V130H127ZM37 132V133H38ZM1 133V132H0ZM19 133V134H18ZM26 133V132H25ZM59 133H60V131H59ZM130 133V132H129ZM173 133V132H172ZM227 133H229V132H227ZM249 133V132H248ZM3 134V133H2ZM44 134V135H43ZM174 134V133H173ZM176 134V133H175ZM7 135H5V136H7ZM25 135V134H24ZM36 135H38V134H36ZM64 135V134H63ZM70 135V134H69ZM90 135V137H91V133L89 134ZM93 135H95V134H93ZM102 135H103V132H102ZM135 135V134H134ZM257 135V136H256ZM3 136V135H2ZM108 136V135H107ZM228 136V135H227ZM7 137V138H8ZM30 137H32V136H30ZM34 137V136H33ZM66 137H67V135H66ZM78 137V136H77ZM88 137V136H87ZM93 138H94V136H92ZM103 137V136H102ZM105 137H106V135H105ZM182 137V136H181ZM4 138V137H3ZM22 138H23V135H22ZM49 138H51V137H49ZM53 138V137H52ZM63 138V137H62ZM65 138V137H64ZM70 138V137H69ZM74 138V137H73ZM72 138V139H73ZM99 138V137H98ZM101 138V137H100ZM138 138V137H137ZM183 138V137H182ZM5 139V138H4ZM14 139V140H15ZM21 139V138H20ZM25 139V138H24ZM26 139L28 140V142L30 141L29 139H28V136L26 137ZM43 139V138H42ZM48 139V138H47ZM92 139V138H91ZM9 140V139H8ZM18 140V139H17ZM44 140V139H43ZM60 140V139H59ZM58 140V141H59ZM64 140V139H63ZM66 140V139H65ZM89 140V139H88ZM87 140V141H88ZM95 140V139H94ZM108 140V139H107ZM113 140V139H112ZM246 140H248V141H246ZM21 141V140H20ZM31 141H33V139H31ZM50 141V140H49ZM54 141V140H53ZM74 142L76 141V140H73ZM91 141H93V140H91ZM116 141V140H115ZM259 141H261V140H259ZM263 141V140H262ZM23 142V141H22ZM47 143H48V140L46 141ZM60 142H61V140H60ZM60 142H59V145H58V148H59V146H60ZM64 142V141H63ZM77 142V141H76ZM89 142V141H88ZM99 142V141H98ZM109 142V141H108ZM118 142V141H117ZM13 143H16V142H14L13 141ZM45 143V142H44ZM66 143V142H65ZM67 143H68V141H67ZM72 143V142H71ZM93 143V142H92ZM113 143V142H112ZM115 143V142H114ZM262 143V145H261V147H263L264 146V142H261ZM24 144V143H23ZM28 144V143H27ZM40 144V143H39ZM42 144V143H41ZM40 144V145H41ZM46 144V143H45ZM53 144V143H52ZM58 144V143H57ZM69 144V143H68ZM260 144V143H259ZM8 145V144H7ZM11 145V144H10ZM21 145V144H20ZM20 145H18V143H17V146H20ZM26 145V144H25ZM34 145V144H33ZM43 145V144H42ZM47 145V144H46ZM50 145V144H49ZM56 145V144H55ZM62 145V144H61ZM96 145V144H95ZM94 145V146H95ZM112 145V144H111ZM30 146H31V144H30ZM37 146V145H36ZM48 146V145H47ZM51 146V145H50ZM49 146V147H50ZM54 146V145H53ZM66 146V145H65ZM68 146V145H67ZM71 147H73L74 148V146L71 144L70 145ZM91 146V145H90ZM104 146V145H103ZM232 146V149H229V147H231ZM32 147V146H31ZM30 147V148H31ZM49 147H47L46 149H48ZM62 147V146H61ZM77 147V146H76ZM100 147V146H99ZM145 147V146H144ZM164 147H165V145H164ZM256 147V146H255ZM1 148V147H0ZM15 148V147H14ZM81 148V147H80ZM115 148V147H114ZM25 149V148H24ZM43 149H45V148H43ZM42 149V150H43ZM59 149H61V148H59ZM65 149V148H64ZM83 149V148H82ZM96 149V148H95ZM111 149V148H110ZM132 149V148H131ZM229 149V150H228ZM258 149V148H257ZM74 150H76V149H74ZM77 150H80V149H78L77 148ZM97 150V149H96ZM105 150V149H104ZM108 150V149H107ZM259 150V149H258ZM20 151H22V150H20L19 149V152ZM25 151V150H24ZM23 151V152H24ZM47 151V150H46ZM48 151H50L49 149H48ZM52 151H54V147H53V149L51 150V152ZM56 151V150H55ZM58 151H60V150H58ZM67 151H69V149L67 150ZM85 151V150H84ZM110 151V150H109ZM118 151V150H117ZM262 151V150H261ZM14 152V151H13ZM31 152V151H30ZM50 152V153H51ZM64 152H65V150H64ZM64 152H62L63 153V155H64ZM80 152V151H79ZM95 152H97V151H95ZM121 152H122V150H121ZM224 152V153H223ZM263 152V151H262ZM58 153V152H57ZM60 153V152H59ZM78 153V152H77ZM81 153V152H80ZM99 153V152H98ZM133 153V152H132ZM222 153H223V155H222ZM2 154H3V152H2ZM12 154V153H11ZM61 154V153H60ZM59 154V155H60ZM130 154V153H129ZM135 154V153H134ZM51 155V154H50ZM62 155V154H61ZM60 155V156H61ZM66 155V154H65ZM105 155H107V153L105 154ZM121 155V154H120ZM90 156H91V154H90ZM93 156V155H92ZM108 156V155H107ZM106 156V157H107ZM119 156V155H118ZM125 156H127V154L125 155ZM132 156H134L133 154H132ZM264 156V155H263ZM262 156V157H263ZM63 157V156H62ZM70 157V156H69ZM114 157V156H113ZM128 157V156H127ZM162 157V156H161ZM160 157V158H161ZM65 158H67V157H65ZM64 158V159H65ZM112 158V157H111ZM125 158V157H124ZM147 158V157H146ZM164 158V157H163ZM82 159V158H81ZM81 159H80V161H81ZM91 159H92V157H91ZM133 159V158H132ZM136 159V158H135ZM149 159V158H148ZM262 159V158H261ZM264 159V158H263ZM262 159V160H263ZM86 160V159H85ZM89 160V159H88ZM126 160V159H125ZM140 160V159H139ZM142 160H143V158H142ZM146 160V159H145ZM66 161V160H65ZM103 161V160H102ZM105 161V160H104ZM114 161H116V160H114ZM138 161V160H137ZM264 161V160H263ZM82 162H84V161H82ZM108 162H110V161H108ZM107 162V163H108ZM111 162H113V161H111ZM126 162V161H125ZM143 162V161H142ZM66 163V162H65ZM70 163V162H69ZM77 163H79V162H77ZM134 163H136V162H134ZM145 163V162H144ZM148 163H149V161H148ZM165 163V162H164ZM81 164V163H80ZM127 164V163H126ZM261 164V165H262ZM71 165V164H70ZM112 165V164H111ZM143 164L141 163V166H142ZM145 165V164H144ZM152 165V164H151ZM158 165V164H157ZM86 166V165H85ZM93 167V166H92ZM146 167V166H145ZM147 167H149V165L147 166ZM146 167V168H147ZM154 166L152 165V168H153ZM155 167H156V165H155ZM154 167V168H155ZM165 167V166H164ZM94 168V167H93ZM108 168V167H107ZM112 168V167H111ZM120 168H122V167H120ZM133 168V167H132ZM136 168H138V166L136 167ZM154 168H153V170H154ZM157 168V167H156ZM155 168V169H156ZM166 168V167H165ZM101 169V168H100ZM114 169H116L115 167H114ZM149 169V168H148ZM81 170V169H80ZM102 170V169H101ZM86 171V170H85ZM96 171H97V169H96ZM103 171V170H102ZM195 171L197 172L196 174H195ZM77 172V171H76ZM79 172V171H78ZM262 173V174H261ZM81 174H82V172H81ZM164 174H165V172H164ZM195 174V175H194ZM261 174V175H260ZM84 175V174H83ZM89 175V174H88ZM193 175V176H192ZM19 176V175H18ZM84 177V176H83ZM163 177V176H162ZM13 178V177H12ZM262 178H260V180H263ZM18 179V178H17ZM84 179V178H83ZM87 179V178H86ZM14 180V179H13ZM165 180V179H164ZM259 180V181H260ZM6 181H8V179H4L2 176H0V185H1V183L2 184H4L5 185V182ZM160 181V180H159ZM262 182V181H261ZM8 183H10V182H8ZM256 183H257V185H256ZM4 185H1L0 186V209H2V210H5V209H7L8 208V206L9 205H12L11 204V202H10V198L7 196V190H6V188H5V186ZM86 187V186H85ZM154 188V187H153ZM11 189H12V187H11ZM26 189V188H25ZM86 189V188H85ZM168 190H170V189H168ZM88 191V190H87ZM155 191V190H154ZM26 192V191H25ZM10 193H11V190H10ZM9 193V194H10ZM90 193V192H89ZM12 194V193H11ZM89 195V194H88ZM13 196V195H12ZM84 196H85V194H84ZM81 197V196H80ZM14 199V198H13ZM82 199V198H81ZM89 199H91V198H89ZM24 200V199H23ZM16 201H17V199H16ZM93 201V200H92ZM25 202V201H24ZM15 203V202H14ZM13 203V204H14ZM86 205V204H85ZM84 206V205H83ZM92 206V205H91ZM228 208H231L230 210H228ZM95 209H96V207H95ZM203 210H204V208L201 210V212L200 213H202L203 212ZM93 211H95V210H93ZM264 211V210H263ZM254 212H256L257 213V215H254ZM93 213V212H92ZM94 214V213H93ZM42 217V216H41ZM171 217L169 216V219H170ZM168 219V220H169ZM180 219V218H179ZM85 221V220H84ZM169 221H171V219L169 220ZM174 221V220H173ZM180 222L178 221V224L177 225H179L180 224ZM43 223V222H42ZM209 228V229H208ZM225 228H226V235L224 234V230H225ZM12 229V228H11ZM14 229V228H13ZM205 230V231H204ZM184 232V231H183ZM5 234H8V233H6L5 232ZM261 234H262V236L260 237V238H263V236H264V232H261ZM3 238V237H2ZM2 238H0V264H13V261H12V259H13V257H14V259H16L15 258V256H13V248L10 246V245H8V244H6V240H5V242H4V240L2 239ZM6 238H7V235H6ZM12 240V239H11ZM12 242V241H11ZM17 242V241H16ZM8 243H9V240H8ZM14 246V245H13ZM14 248H15V246H14ZM16 251H17V249H16ZM15 251V252H16ZM15 254V253H14ZM13 256V257H12ZM219 263H224V264H226V260H220L219 261ZM244 263H248V261H246V262H244ZM15 264V263H14ZM235 264V263H234ZM254 264H259L258 262H254ZM261 264H264V262H262Z\"/></svg>",
  "mask_w": 264,
  "mask_h": 264
}]
</instances>
